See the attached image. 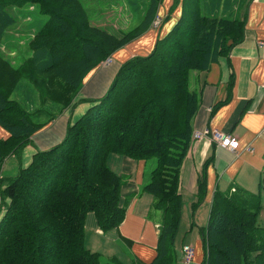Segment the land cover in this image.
<instances>
[{"label": "trees", "instance_id": "1", "mask_svg": "<svg viewBox=\"0 0 264 264\" xmlns=\"http://www.w3.org/2000/svg\"><path fill=\"white\" fill-rule=\"evenodd\" d=\"M125 1L134 11L135 3L141 6ZM162 1L149 0L140 23L117 36L91 25L84 0H0V47L18 23L12 10L35 4L47 17L38 29L30 27L31 54L21 63L15 65L0 51V127L9 134L0 140V167L71 106L102 62L152 28ZM179 4V20L153 51L122 64L105 96L68 127L63 142L38 152L28 168L8 180L0 194V206L7 202L0 222V264H102V256L85 244V220L93 213L105 233L125 219L123 176L108 165L114 155L135 162L156 159L142 190L163 212L149 264H177L183 213L179 175L199 105L191 77L227 57L245 32L238 0H175L169 14ZM16 92L21 103L12 98ZM259 187L264 192V176ZM205 194L201 177L192 217ZM262 207L260 193L216 191L200 230L202 264H264ZM107 264L123 263L112 258Z\"/></svg>", "mask_w": 264, "mask_h": 264}, {"label": "crops", "instance_id": "2", "mask_svg": "<svg viewBox=\"0 0 264 264\" xmlns=\"http://www.w3.org/2000/svg\"><path fill=\"white\" fill-rule=\"evenodd\" d=\"M174 1L163 0L159 7L158 17L161 20L169 17L166 23L130 41L111 56L109 64H101L84 82L70 107L59 112L52 122L34 134L31 144L4 160L0 167V194L8 180L16 178L22 169L30 166L34 155L61 144L68 127L98 105L122 64L137 56H147L153 51L157 40L165 37L180 18V4L169 14ZM238 3L239 7L243 6V41L208 71L194 73L190 88L199 98L198 110L191 121L192 133L206 128L219 130L237 138L240 148L237 153H233L216 147L207 139L194 144L190 142L180 169L179 193L183 204L182 222L186 215L189 231H196V234L190 243H175L177 264H184L181 251L186 245L195 249L194 259L189 264L203 263L205 253L200 230L207 225L216 191L229 195L238 192L246 195L260 193L263 207L258 224L264 229V192H260L259 187L264 176V0H238ZM148 6L149 2L147 5L142 3L136 11L130 7V24L136 22L138 25ZM20 25L24 27V24ZM10 41L25 44L28 37L26 34L24 38L9 34L8 44ZM8 137L9 134L0 127V140ZM118 159L114 164L122 174H117L125 176L121 190V205L126 209L125 219L118 228L103 233L94 214L89 213L85 220V244L92 252L107 256L109 260L117 258L121 261L118 251L121 247L128 248L129 264H149L156 256L163 212L159 215L154 210L153 197L142 190L156 166L152 164L147 169V161L135 162L125 157ZM111 169L114 171L113 167ZM201 177L206 179V194L204 202L192 217L191 205L197 201L198 180ZM3 204L0 206V222L7 202ZM87 230L90 232L89 242L86 240Z\"/></svg>", "mask_w": 264, "mask_h": 264}, {"label": "rangeland", "instance_id": "3", "mask_svg": "<svg viewBox=\"0 0 264 264\" xmlns=\"http://www.w3.org/2000/svg\"><path fill=\"white\" fill-rule=\"evenodd\" d=\"M137 1L138 4L144 3V5H147L149 0H134ZM85 8L88 12L89 20L91 25L101 28L103 30H106L110 33H116L117 36H120L118 33L120 31H125L127 28V32L130 31V29L136 27L137 23H131L130 24V6L128 4V1L125 0H113V1H105V0H84ZM136 9H140V7L137 5V3L134 4ZM14 16L18 18L17 25L9 31L7 36L5 37V40L1 43L0 51L1 53L9 60L15 63V65H18L21 63L24 59H26L28 56H30L31 52L28 50L27 43H13L10 41L8 44L7 38L9 34L18 36L21 35L24 38V35L26 34L28 39H30L33 35V30L38 29L46 20V16H42L39 14L38 6L35 4L28 5L23 8L14 9L11 12ZM156 19L153 20L155 22ZM152 22V25H153ZM20 24H24V27ZM100 25H104L102 27H98ZM151 25V27H152ZM33 30H31V28ZM125 31V32H126ZM28 92V91H26ZM30 94V92H28ZM13 99L19 100V94L18 92L14 93ZM21 103V101H20ZM122 156L114 155L111 156L108 159V165L113 167L114 171L116 173L122 174L120 171V168L114 164V162H117ZM148 168L153 164V167L156 166V159L152 158L148 161ZM123 179H125V176H123ZM156 212L159 213V215L162 214V210L160 209H154ZM188 218L185 215V218L183 222L180 225L177 237H176V243L179 241V243L185 242L190 243L191 239L194 238L195 233H191L189 231V225ZM86 240L89 242V230L86 231ZM118 257L121 259L123 264H129L130 255L129 250L123 249L122 247L118 251ZM102 264L110 263V260L107 256L101 257Z\"/></svg>", "mask_w": 264, "mask_h": 264}, {"label": "built area", "instance_id": "4", "mask_svg": "<svg viewBox=\"0 0 264 264\" xmlns=\"http://www.w3.org/2000/svg\"><path fill=\"white\" fill-rule=\"evenodd\" d=\"M155 22H153L152 28L156 29L158 28L162 20L160 17L155 18ZM111 58H108L101 64H109ZM207 139L210 142H212L216 147L228 150L233 153H237L240 144L237 138L230 134L223 133L219 130H213L210 128H206L204 130H196L192 133V139H191V144H194L195 142H198L200 140ZM251 151L252 149L249 148ZM182 261L184 264H189L193 259L195 255V249L191 245H186L182 248Z\"/></svg>", "mask_w": 264, "mask_h": 264}]
</instances>
